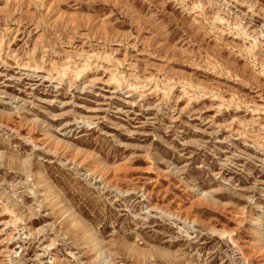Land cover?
Instances as JSON below:
<instances>
[{
  "label": "rangeland",
  "instance_id": "obj_1",
  "mask_svg": "<svg viewBox=\"0 0 264 264\" xmlns=\"http://www.w3.org/2000/svg\"><path fill=\"white\" fill-rule=\"evenodd\" d=\"M0 264H264V0H0Z\"/></svg>",
  "mask_w": 264,
  "mask_h": 264
}]
</instances>
